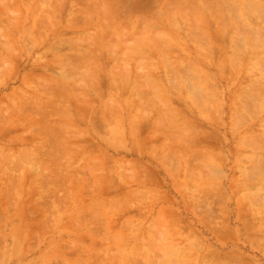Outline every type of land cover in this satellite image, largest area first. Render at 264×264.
Wrapping results in <instances>:
<instances>
[{
    "label": "rangeland",
    "instance_id": "rangeland-1",
    "mask_svg": "<svg viewBox=\"0 0 264 264\" xmlns=\"http://www.w3.org/2000/svg\"><path fill=\"white\" fill-rule=\"evenodd\" d=\"M262 10L0 0V264H264Z\"/></svg>",
    "mask_w": 264,
    "mask_h": 264
},
{
    "label": "bare ground",
    "instance_id": "bare-ground-1",
    "mask_svg": "<svg viewBox=\"0 0 264 264\" xmlns=\"http://www.w3.org/2000/svg\"><path fill=\"white\" fill-rule=\"evenodd\" d=\"M209 3H210V2H209ZM207 6H208V5H207ZM207 6H206V7H207ZM209 6H211V5H209ZM209 6H208V7H209ZM204 7H205V5H204ZM214 7H215V6H214ZM258 7H259V6H258ZM254 8H256V7H254ZM259 8H260V7H259ZM260 9H262V8H260ZM260 9H259L258 11H260ZM225 10H227V9H225ZM238 10H239V9H238ZM251 10L253 11L252 8H251ZM251 10H249V11H251ZM223 11H224V10H223ZM252 11H251V12H252ZM262 11L264 12V10H262ZM263 12H261V13H263ZM261 13L258 12L257 14H261ZM252 14H253V12H252ZM252 14H251L250 17H252ZM254 17H255V16L253 15V18H254ZM225 19H226V18H225ZM244 19H245V18H244ZM249 19H250V18H249ZM251 19H252V18H251ZM245 20H246V19H245ZM227 21H228V20H227ZM253 21H254V20H252V23H253ZM257 21H258V20H257ZM229 22H230V20H229ZM241 22H242V21H241ZM241 22H238V21H237V23H235V24H238V23H241ZM246 22H250V21L248 20V21H246ZM246 22L244 21L245 24H246ZM227 23H228V22H227ZM263 23H264V22H263ZM263 23H261V24H263ZM223 24L226 25V24L224 23V20H223ZM229 25H230V24H229ZM241 25H243V23H241ZM251 25H253V24H251ZM233 26H234V25H233ZM237 26H238V25H237ZM237 26H236V27H237ZM239 26H240V25H239ZM239 26L237 27L238 29H239ZM243 26H245V25H243ZM254 26H255V25H254ZM226 27H228V26H226ZM234 27H235V26H234ZM241 27H242V26H240V28H241ZM250 27H251V26H250ZM255 27H256V26H255ZM222 28H223V27H222ZM224 28H225V27H224ZM243 28H244V27H243ZM246 28H247V27H246ZM248 28H249V27H248ZM252 28H253V26H252ZM234 29H235V28H234ZM238 29H236V30H237L236 33H235L236 36H237V33H239V31H240V29H239V30H238ZM241 29H242V28H241ZM244 29H245V28H244ZM254 29H255V28H254ZM256 29H257V27H256ZM256 29H255V30H256ZM224 30H225V29H224ZM246 30H247V29H246ZM259 30H260V29H258L257 31H259ZM222 31H223V30H222ZM225 31H226V30H225ZM223 32H224V31H223ZM233 32H235V31H233ZM241 32H242V31H240V33H241ZM245 32H246V31H244V33H245ZM255 32H256V31H255ZM255 32H253V35H252V36L255 37V38H254L255 40H260V39H261L260 41H261V43H262V38H261V36H260V35H262V34H260L261 32H260V31H259L260 33H259V32H256V33H255ZM240 33L238 34L239 36L242 35L243 32H242L241 34H240ZM258 33H259V34H258ZM228 34H229V33H228ZM232 34H233V33H232ZM235 34H234V35H235ZM247 34H248V33H247ZM244 35H245V36L242 35L243 38H244V37L246 38V34H244ZM249 35H250V34H249ZM255 35H258V37H259V36H260V37L258 38V37L255 36ZM228 36H230V35H228ZM231 36H232V35H231ZM236 36L233 38V39H234V44H233V45H236V44H235V42H236V43H238L236 46H238V48H240V47H239V44H240V42H241V43L243 42V44H242V45L240 44V45H241V46H244V48H245V47H246L245 45H246V42H247V41H245L246 39L243 40V39H241L242 36H241L240 38H237ZM239 36H238V37H239ZM247 36H248V35H247ZM252 36H250V37H252ZM102 38H104V37H101V39H102ZM229 38H230V37H229ZM252 38H253V37H252ZM252 38L247 39V40H248V43L251 44L252 41H253V43H257V41L254 42L255 40L252 39ZM95 39H96V42H97V43L95 42V44H98V43H99L98 41H100V38H99V39L95 38ZM95 39H94V40H95ZM104 39H105V38H104ZM116 39H117V43H119V42H118V38H116ZM202 39H203V38H202ZM240 39H241V41H240ZM105 40H106V39H105ZM121 40H122V39H121ZM237 40H239L240 42H238ZM101 41H102V40H101ZM119 41H120V40H119ZM260 41H258V42H260ZM142 42H143V41H142ZM100 43H101V42H100ZM104 43H105V42H104ZM106 43H107V42H106ZM106 43H105V44H106ZM110 43H111V42H110ZM120 43H121V42H120ZM143 43H144V42H143ZM143 43H142V44H143ZM230 43H231V41H230ZM108 44H109V43H107L106 46H107ZM244 44H245V45H244ZM249 44H248V45H249ZM99 45H100V44H98V47H99ZM112 45H113V44H112ZM117 45H118V44H115L112 48H111V45H110V46H107V48L110 47V49H112L111 51L114 52V49L117 48V47L115 48V46H117ZM144 45H145V44H144ZM262 45H264V44H261V46H260V43H259L258 46H256V45H255V46H252V44L249 45V46L254 47V48H255L254 50H257V49H258V50H257L258 52H256V51L251 50V49H252V47H251V49H250L251 51H249L250 54H254L253 56H257V54H260V53L262 52L261 50L263 49V48H262ZM96 46H97V45H96ZM96 46L94 45L93 47H96ZM101 46H102V45H101ZM137 46H138V45H137ZM231 46H232V45H231ZM236 46H235V47H236ZM138 47H139V46H138ZM138 47H137V48H138ZM235 47L233 46V48H235ZM259 47H260V48H259ZM263 47H264V46H263ZM99 48H101V47H99ZM113 48H114V49H113ZM140 48H141V47H140ZM241 48H243V47H241ZM246 48H247V47H246ZM256 48H257V49H256ZM248 49H249V48H248ZM108 50H109V49H108ZM108 50H107V51H108ZM242 50H243V49H240L239 51H242ZM107 51H106V54H109V52L107 53ZM109 51H110V50H109ZM111 51H110V53H113V52H111ZM239 51H237V52H239ZM243 51L246 53V50H245V49H244ZM243 51L241 52V56L243 55ZM259 51H260V52H259ZM127 52L130 53V54H134V53H132L130 50L127 51ZM127 52H126V53H127ZM237 52L235 53V56H236V54H239V53H237ZM92 53H93V52H92ZM115 53H116V52H115ZM115 53H113V54H115ZM124 53H125V52H124ZM247 53H248V52H247ZM113 54H111L112 57H114ZM262 54H264V53H262ZM161 55H162L161 57H163V53H162ZM233 55H234V54H233ZM239 55H240V54H239ZM239 55H237L236 57H238ZM241 56H239V58H240ZM253 56H252V57H253ZM108 57H109V56H108ZM120 57H122V55H120ZM164 57H165V55H164ZM110 58H111V57H110ZM232 58H233V60H232L231 65L234 64L233 62H236L237 60H240V59L235 60V59H234V58H235L234 56H232ZM256 58H258V57H255V60H256ZM259 58L261 59V55H260ZM111 59H112V58H111ZM224 61H225V60H224ZM259 61H260V60H259ZM261 61L264 62V56H263V55H262V59H261ZM172 62H173V61H172ZM222 62H223V61H222ZM223 63H224V62H223ZM229 63H230V62H229ZM254 63H257V64L259 63V65H260V62H258V59H257ZM169 64H171V63H169ZM169 64H167V69H168V70L170 69L171 71H170V70H169V71H170V72H173V70H172L173 68H172V69H171L170 67L168 68ZM257 64H256V66H258ZM263 64H264V63H263ZM171 65L173 66V64H171ZM225 65H226V62L224 63V66H225ZM234 65H235V64H234ZM234 65H233V66H234ZM261 65H262V63H261ZM261 65L258 66V67H259L260 69H263V68H261V67H262V66L264 67V65H262V66H261ZM256 66H255V67H256ZM228 67H229V66H228ZM228 67H227V68H228ZM225 68H226V66H225ZM259 68H258V69H259ZM189 69H191V68H189ZM258 69H257V70H258ZM174 70H178V69H174ZM187 70H188V69H187ZM263 70H264V69H263ZM169 71H168V72H169ZM179 71H180V70H179ZM180 72H181V71H180ZM180 72H179V73H180ZM259 72L263 73V71H261V70H260ZM126 76H127V75H126ZM174 77H175V75H174ZM124 78H125V77H124ZM126 79H127V78H126ZM174 79H175V78H174ZM190 79L192 80L193 78H190ZM82 80H83V79H82ZM182 81H183V80H182ZM80 82H81V81H80ZM82 82H83V81H82ZM183 82H184V81H183ZM186 82H187V81H185L184 83H186ZM188 82H189V80H188ZM190 83H191V82H190ZM254 87H256V86H254ZM254 87H253V88H254ZM249 89H250V88H249ZM257 89H258V88H257ZM257 89H256V91H258ZM260 89H261V88H260ZM252 90L255 91V88L252 89ZM263 90H264V87H263ZM254 91H253V92H254ZM256 91H255V92H256ZM261 91H262V90H261ZM261 91H260V92H261ZM248 92H251V91H248ZM255 92H254V93H255ZM260 92L258 91L257 94L255 93V97L257 96L258 99L254 98V96L251 97L252 94H251V96L249 95V97L252 98V100L254 99L253 101H255V99H256L257 102H256V101H255V102L258 103V102L260 101V98H261L262 96L264 97V92H263V93H262V92L260 93ZM194 93L196 94L197 91L194 90ZM259 93H260V95H261V94H263V95H262V96H259ZM52 96H54V94H53ZM246 96H247V95H246ZM55 97H56V96H55ZM249 97L247 96V99H248ZM259 97H260V98H259ZM263 97H262V98H263ZM244 98H245V97H244ZM250 98H249V100H250ZM249 100H247V101L245 100V102H244V100H243L242 103H244L245 106H247L248 103L246 104V102H248ZM253 101L250 100V103H249L250 106H249V105H248L249 107L247 106L245 112H248L247 109L250 108V107H252L251 105L256 104L255 102L253 103ZM260 102H261V101H260ZM260 102L258 103L259 105H260ZM49 103H50V102H49ZM51 104L53 105V104H55V103L51 102ZM51 104H48V105L51 106ZM36 106H37V105H36ZM44 106H47V104H45ZM49 106H47V107H49ZM254 106H256V105H254ZM260 106H261V108H263L262 105H260ZM51 107H52V106H51ZM51 107H49V108H51ZM45 108H46V107H45ZM43 109H44V108H43ZM51 109H54V106H53V108H51ZM56 109H57V108H56ZM244 110H245V109H244ZM39 111H40V110H39ZM55 111H56V110H55ZM55 111H54V112H55ZM37 112H38V111H37ZM39 113H40V112H39ZM43 118H44V117H43ZM46 118H47V117H46ZM39 123H40V125L42 124L41 122H39ZM167 127H168V126H167ZM168 128H170V127H168ZM48 131H49V130H48ZM50 131H52V130L50 129ZM52 132H53V131H52ZM55 133H56V132H55ZM55 133H52V134H55ZM49 134H51V132H50ZM50 136H51V135H50ZM55 138H56V137H55ZM53 140H54V138H52L51 141L53 142ZM10 142H11V141H10ZM6 145H7V144H6ZM52 146H53V145H52ZM54 147H55V146H54ZM54 147H53V148H54ZM48 150H50V149H48ZM46 151H47V150H46ZM48 152H49V151H48ZM52 153H54V152H52ZM40 154H41V153H40ZM47 154H49V153H47ZM54 154H55V153H54ZM44 155H45V153H44ZM51 155H52V154H51ZM47 158H49V156H48ZM50 158H51V157H50ZM251 179H252V178H251ZM149 181H150V180H149ZM143 183H144V182H143ZM85 263H86V262H85Z\"/></svg>",
    "mask_w": 264,
    "mask_h": 264
}]
</instances>
